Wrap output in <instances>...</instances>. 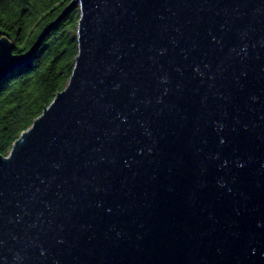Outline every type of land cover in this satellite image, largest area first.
Returning <instances> with one entry per match:
<instances>
[{
	"label": "water",
	"instance_id": "95a60500",
	"mask_svg": "<svg viewBox=\"0 0 264 264\" xmlns=\"http://www.w3.org/2000/svg\"><path fill=\"white\" fill-rule=\"evenodd\" d=\"M65 86L0 154V264H264V0H69Z\"/></svg>",
	"mask_w": 264,
	"mask_h": 264
},
{
	"label": "trees",
	"instance_id": "16d2710c",
	"mask_svg": "<svg viewBox=\"0 0 264 264\" xmlns=\"http://www.w3.org/2000/svg\"><path fill=\"white\" fill-rule=\"evenodd\" d=\"M69 0H0V35L27 50ZM79 11L73 7L42 36L29 61L0 80V154L6 155L20 132L61 90L77 51Z\"/></svg>",
	"mask_w": 264,
	"mask_h": 264
}]
</instances>
